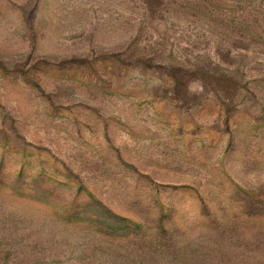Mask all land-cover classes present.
Listing matches in <instances>:
<instances>
[{"label": "rangeland", "instance_id": "rangeland-1", "mask_svg": "<svg viewBox=\"0 0 264 264\" xmlns=\"http://www.w3.org/2000/svg\"><path fill=\"white\" fill-rule=\"evenodd\" d=\"M0 264H264V0H0Z\"/></svg>", "mask_w": 264, "mask_h": 264}]
</instances>
